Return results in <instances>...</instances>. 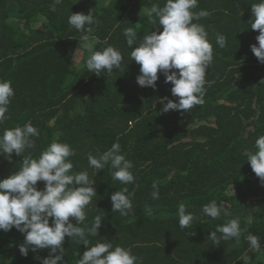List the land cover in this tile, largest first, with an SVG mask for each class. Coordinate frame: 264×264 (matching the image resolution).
<instances>
[{"label":"trees","instance_id":"trees-1","mask_svg":"<svg viewBox=\"0 0 264 264\" xmlns=\"http://www.w3.org/2000/svg\"><path fill=\"white\" fill-rule=\"evenodd\" d=\"M164 2L0 0V79L11 81L15 93L0 132L31 121L40 135L31 138L35 146L24 155L35 158L58 139L75 150L69 158L73 171L87 169L90 176L95 170L88 167V154L99 156L120 143L133 162L135 180L128 185L112 180L110 165L97 172V196L87 206L85 223L90 227L96 216L102 222L97 236L88 237L90 246L110 241L131 249L136 264H244L246 253L248 264H264V251H248L244 239L248 233L258 235L264 250V184L246 160L256 151L255 139L264 134V63L251 50L258 44L259 32L250 26L251 4L257 0H199L196 11L206 9L209 15L194 22L205 26L214 55L206 70L204 103L168 112L161 111L160 98L178 99L171 94V83L158 73L155 89L138 85L140 65L131 61L132 49L122 35L127 26L138 31V39L156 31L145 9ZM90 11L98 23L85 41L68 24V16ZM217 32L226 37L225 48L216 45ZM86 43H94L95 50L109 45L119 49L121 70L100 76L88 72ZM74 57H83L79 67H74ZM21 160L15 153L11 160L0 155V178ZM153 183L159 186L157 200L151 197ZM37 187L43 189L44 182ZM124 187L133 203L126 216L112 211L110 199ZM212 200L231 215H204L203 205ZM181 204L194 215L184 229L177 215ZM235 217L247 231L239 241L214 246L206 238L210 231ZM23 239L15 228L0 230V264H41L48 256L49 249L21 255ZM62 246L64 264H77L86 250L67 236Z\"/></svg>","mask_w":264,"mask_h":264},{"label":"clouds","instance_id":"clouds-1","mask_svg":"<svg viewBox=\"0 0 264 264\" xmlns=\"http://www.w3.org/2000/svg\"><path fill=\"white\" fill-rule=\"evenodd\" d=\"M61 2L62 0H55L56 4ZM198 4L199 0H165L163 6L153 4L145 9V14L149 24L156 26L157 30L144 32L139 39L134 27L123 28L122 35L127 46L132 49L130 59L140 65L136 77L138 85L155 89L158 73L164 75L165 83L172 85L171 94L178 99L160 98L162 112L189 111L204 103L205 85L209 83L206 81V70L212 64L214 55L205 26L194 22L209 15L206 9L196 11ZM250 21L251 29L259 32L256 36L258 44H252L251 50L258 61L264 63V0L251 4ZM97 23L91 11L87 14L71 12L68 16V24L81 32L85 41L89 40V34L94 31L93 26ZM160 26L162 31L159 30ZM215 43L220 48H225L226 37L217 32ZM82 47L89 53L84 61L88 72L100 76L102 73L112 74L114 69L121 70L124 56L119 49L109 45L95 50L94 43H86ZM72 63L74 67H79L80 61L74 57ZM14 94L11 81L0 79V125L7 119L10 98ZM39 135V130L31 121L0 132V155L9 160L13 153L22 155L21 164L16 170L7 177L0 178V230L10 231L15 228L23 234L19 251L25 257L30 249L33 252L49 249L48 256L41 258V264H64L62 245L66 236L86 246L77 264H136L137 258L131 249L114 246L110 241H98L90 246L88 237L97 236L102 217L96 216L90 227L85 223L87 206L97 196L94 177L99 170L110 165L113 170L111 179L123 185L135 180L131 171L133 162L126 158L120 143H112L99 156L88 154V167L95 170L94 175L90 176L87 169L73 171L74 165L69 158L75 156V150L58 139H53L35 158L31 154L24 155L26 150L35 146V141L31 138ZM254 147L256 151L249 152L246 160L264 184V134L255 139ZM40 181L44 182L43 189L37 187ZM151 187L152 199H159V186L153 183ZM127 193L128 189L124 187L113 192L110 197L112 211L119 212L122 216L133 210L132 200ZM202 212L212 219L220 218L222 213L225 216L231 215L216 200L204 204ZM177 215L181 229L187 228L194 220L193 213L188 212L184 204L178 207ZM70 218H74L76 222L73 223ZM246 231L241 228L239 217H235L216 225L215 230L210 231L206 238L214 246H218L221 241H239ZM244 239L248 243V251H264L258 235L248 233ZM242 260L244 264H248L247 253Z\"/></svg>","mask_w":264,"mask_h":264},{"label":"rangeland","instance_id":"rangeland-1","mask_svg":"<svg viewBox=\"0 0 264 264\" xmlns=\"http://www.w3.org/2000/svg\"><path fill=\"white\" fill-rule=\"evenodd\" d=\"M82 60H83V57H81V59L79 61L82 62Z\"/></svg>","mask_w":264,"mask_h":264}]
</instances>
